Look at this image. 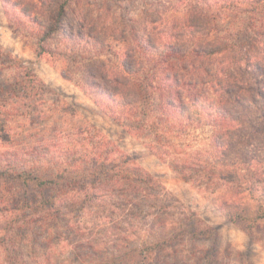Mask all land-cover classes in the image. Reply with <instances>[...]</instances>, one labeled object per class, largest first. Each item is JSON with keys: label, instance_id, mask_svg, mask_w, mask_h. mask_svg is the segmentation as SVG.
I'll return each instance as SVG.
<instances>
[{"label": "clouds", "instance_id": "obj_1", "mask_svg": "<svg viewBox=\"0 0 264 264\" xmlns=\"http://www.w3.org/2000/svg\"><path fill=\"white\" fill-rule=\"evenodd\" d=\"M257 66L264 0H0V264H264Z\"/></svg>", "mask_w": 264, "mask_h": 264}, {"label": "trees", "instance_id": "obj_2", "mask_svg": "<svg viewBox=\"0 0 264 264\" xmlns=\"http://www.w3.org/2000/svg\"><path fill=\"white\" fill-rule=\"evenodd\" d=\"M178 2H180V0H178ZM28 75H31V73H28ZM63 76L69 79V77L65 76L64 74ZM248 78L250 79L251 83H249L246 87H247V91L251 94V98L253 99V102L255 103L257 98L264 99V69H261L259 66H257L254 70L248 73ZM96 83L98 84L99 82L97 81ZM238 87L240 89H243L245 85H240ZM213 90L215 91L216 89L214 88ZM5 91H7V89H5ZM231 91L233 90L232 89L228 90L229 93ZM257 111H259V108H257ZM21 152L24 151H21L19 149H15V150L13 149L0 153V181H3L5 177L11 178L12 176H15L17 179L24 177L26 178L25 182H27L28 172L18 170L20 163L18 156L19 153ZM26 155L32 157L30 156V153H28V151L26 152ZM40 156L41 155L35 156V159L33 160H37V159L41 160L39 158ZM61 159L63 160V163L67 164L69 167L72 166L73 162L65 158L63 155L61 156ZM95 162H96L95 158H92L89 161V164H94ZM76 163H79V160H77ZM32 170H35V167L30 169V171ZM60 175H62V173H57V176ZM37 186L41 190L44 187L43 185H37ZM227 195L231 196L233 195V193H229Z\"/></svg>", "mask_w": 264, "mask_h": 264}, {"label": "rangeland", "instance_id": "obj_3", "mask_svg": "<svg viewBox=\"0 0 264 264\" xmlns=\"http://www.w3.org/2000/svg\"><path fill=\"white\" fill-rule=\"evenodd\" d=\"M36 55H37V57H39L41 55V52H40V54H39V52H37ZM25 59H27V57H25ZM28 63L32 64L33 61L29 60ZM51 71H52L53 74H55V72L57 71L54 62H53ZM59 79L61 80V84L58 85V87H63L69 82V79L64 77L63 73H61ZM62 94L67 96L66 93H62ZM0 95H2V93H0ZM53 103H55V101H53ZM95 115L100 116V119H104V117L99 112L95 113ZM86 119H87V117H86ZM31 123L32 124H36L37 121L33 120ZM41 123H43V121H41ZM106 123H107V121H106ZM93 127H95V125H93ZM42 131H43V129H42ZM107 134L110 136L111 135V131L108 130ZM54 147L55 146L50 144L45 137L41 136L38 140H36L34 143H32L28 147L27 151H28V153H30V156L35 157L37 155L38 156L42 155L44 152L49 151V150L53 149ZM13 149L14 150L15 149H19L21 151H25L23 148H20L19 145H14V144H12V143H10L8 141H5L4 143H0V153L1 152H6V151H9V150H13ZM30 162L33 165V167H35V169H43L45 171L55 169L57 164L59 163L58 161H51V160H47V159L46 160H39V159L33 160L32 159ZM221 179H223V177ZM221 194L224 195V194H229V193L222 192ZM13 210L15 211L16 209H13Z\"/></svg>", "mask_w": 264, "mask_h": 264}]
</instances>
